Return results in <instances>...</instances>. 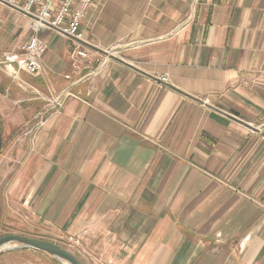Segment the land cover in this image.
<instances>
[{"label": "crops", "instance_id": "crops-1", "mask_svg": "<svg viewBox=\"0 0 264 264\" xmlns=\"http://www.w3.org/2000/svg\"><path fill=\"white\" fill-rule=\"evenodd\" d=\"M80 32L0 72V213L109 264H264V0H95ZM33 35L0 3V57Z\"/></svg>", "mask_w": 264, "mask_h": 264}, {"label": "built area", "instance_id": "built-area-1", "mask_svg": "<svg viewBox=\"0 0 264 264\" xmlns=\"http://www.w3.org/2000/svg\"><path fill=\"white\" fill-rule=\"evenodd\" d=\"M0 3L11 7L28 16L31 20V28L34 35L22 46L23 58L17 66H13V58L0 57V65L19 79L20 72H26L36 76L40 71V59L47 47L45 42L39 38L41 30L52 29L62 36L73 40L75 48L71 54L74 63L89 57L86 47L91 45L80 32V26L88 11L95 6V0H0ZM163 83L168 82L166 76L159 78ZM77 98L68 89L61 92H53L44 98L47 111L55 114L60 111L68 98Z\"/></svg>", "mask_w": 264, "mask_h": 264}, {"label": "rangeland", "instance_id": "rangeland-1", "mask_svg": "<svg viewBox=\"0 0 264 264\" xmlns=\"http://www.w3.org/2000/svg\"><path fill=\"white\" fill-rule=\"evenodd\" d=\"M107 53H116V50H108ZM5 76H11L10 73L0 65ZM12 77V76H11ZM161 77V76H160ZM167 77V76H166ZM2 148V147H1ZM11 208V206H9ZM14 212L9 210L7 213H0V237L6 234H21L27 235L47 241L54 242L63 248L70 250L76 255L82 264H109L101 257L92 255L86 252L84 247L83 236H72L66 234L52 233L51 229L46 228L45 225L31 223L30 217L24 211L19 209ZM39 230L38 234H29L30 230ZM37 235V236H32ZM15 244L10 245L9 248L0 252V264H63L55 257L31 248L15 247ZM88 257V258H87ZM88 260H87V259Z\"/></svg>", "mask_w": 264, "mask_h": 264}, {"label": "water", "instance_id": "water-1", "mask_svg": "<svg viewBox=\"0 0 264 264\" xmlns=\"http://www.w3.org/2000/svg\"><path fill=\"white\" fill-rule=\"evenodd\" d=\"M2 137L0 134V149L2 147ZM7 244H15V247L31 248L41 252H45L64 264H82L70 250L63 248L62 246L43 239L21 235V234H6L0 237V252L2 248Z\"/></svg>", "mask_w": 264, "mask_h": 264}, {"label": "bare ground", "instance_id": "bare-ground-1", "mask_svg": "<svg viewBox=\"0 0 264 264\" xmlns=\"http://www.w3.org/2000/svg\"><path fill=\"white\" fill-rule=\"evenodd\" d=\"M10 245H12V244H7V245H5V246L2 248V250H3V249H7V248H9ZM64 264H67V262H64Z\"/></svg>", "mask_w": 264, "mask_h": 264}]
</instances>
